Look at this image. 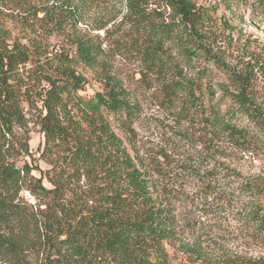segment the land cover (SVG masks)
<instances>
[{
	"label": "trees",
	"instance_id": "obj_1",
	"mask_svg": "<svg viewBox=\"0 0 264 264\" xmlns=\"http://www.w3.org/2000/svg\"><path fill=\"white\" fill-rule=\"evenodd\" d=\"M108 1L0 0V264H32L36 256L44 264H171L167 244L179 233L182 193L178 180L168 178L175 156L168 149L148 158L140 153L134 123L141 103L106 67L112 51L104 39L80 27ZM120 1L129 28L117 47L145 60L143 80L152 74L165 78L160 103L179 108V126L200 122L211 136L213 165L203 173L190 166L202 195L246 196L249 219L264 232L261 176L242 178L217 158L224 137L246 151L264 148V104L253 90L258 73L264 75V56L250 51L243 68L231 66L215 49L220 31L213 27L221 9L235 15V9L247 8L264 18V0ZM11 23L28 42L13 35ZM53 35L60 43L50 50L44 36ZM211 64L229 81L209 80ZM87 68L99 71L103 84L89 96ZM29 123L43 133L48 169L28 160L17 164L21 153L12 139ZM20 151L29 153L27 138ZM82 177L87 184L81 192L76 185ZM24 190L39 203L25 200ZM181 247L198 252V245Z\"/></svg>",
	"mask_w": 264,
	"mask_h": 264
},
{
	"label": "rangeland",
	"instance_id": "obj_2",
	"mask_svg": "<svg viewBox=\"0 0 264 264\" xmlns=\"http://www.w3.org/2000/svg\"><path fill=\"white\" fill-rule=\"evenodd\" d=\"M212 1L219 0H198L199 4H209ZM105 6L103 9H92L80 27L83 31L89 30L94 37L98 35L104 39L103 46L112 51L109 53L110 57L107 56L105 59L106 67L117 75L128 88L131 96L141 103L142 112L134 123L140 153L148 158L151 153L168 149L175 156V162L168 167L171 174L168 178L178 180L175 182L182 193L176 213L179 233L171 243L167 244L171 264H202L203 262L264 264V232L257 229L256 224L249 219V212L252 209L247 207L251 203L246 201V196L239 197L235 193L237 196L233 197L230 196L229 191L227 194L210 195L206 199L201 193L200 178L197 174H192L191 170L194 167L203 173L213 165L212 155L215 153L210 150V134L200 122L192 124L184 121L179 126L177 122L179 108L170 109L161 105L160 89L165 78L152 74L147 80H143V71L146 70L145 60L131 50L116 45L119 36L129 28V22L123 20L125 8L122 1L109 0ZM235 12V15L232 12L225 13L222 9L218 12L213 25L220 31L216 36L215 49L222 53L231 66L243 68L245 62L249 60L248 52L255 50L264 56V18L247 8L235 9ZM114 15H117L116 19L109 22ZM224 16L228 18L229 23L224 22ZM101 23L107 24L106 27L95 29V26ZM11 26L14 28L13 35H18L24 42H28V38L23 37L20 28L14 27V23H11ZM107 30L110 35H106ZM44 41L47 42L50 50L57 48L60 43L59 37L55 35L44 36ZM210 66L214 69L212 64ZM83 71L89 79L84 94L89 96L101 90L103 84L98 75L99 71L90 68ZM258 75L253 90L258 100L264 104V75L260 72ZM148 80L151 87L145 84ZM209 80L216 84L229 81L226 74L218 69H214ZM225 108V103H222V109ZM16 134L12 142L21 153L16 159L19 166L28 160L34 167L39 166L43 169L51 167V164L41 156L44 137L39 125L29 123L26 128L17 129ZM26 138L29 153L20 151ZM229 141L227 137L220 140L217 158L220 157V161L230 169L236 170L242 178L260 175L259 179L264 181V148L246 151L237 148ZM32 174L40 175L37 169H34ZM44 183L50 186L47 179ZM86 184L87 180L82 177L77 181L76 189L82 192ZM67 193V197L72 196V193ZM20 195L32 204L41 200L35 198L28 190H24ZM44 207L43 205L41 208ZM185 244L189 247L198 245L196 249L198 252L184 250L181 245ZM30 254H33V257L38 252ZM32 264L44 263L36 256L32 259ZM98 264H109V260L101 259Z\"/></svg>",
	"mask_w": 264,
	"mask_h": 264
}]
</instances>
